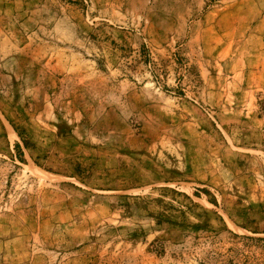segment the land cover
I'll list each match as a JSON object with an SVG mask.
<instances>
[{"label": "rangeland", "instance_id": "1", "mask_svg": "<svg viewBox=\"0 0 264 264\" xmlns=\"http://www.w3.org/2000/svg\"><path fill=\"white\" fill-rule=\"evenodd\" d=\"M0 264H264V0H0Z\"/></svg>", "mask_w": 264, "mask_h": 264}]
</instances>
